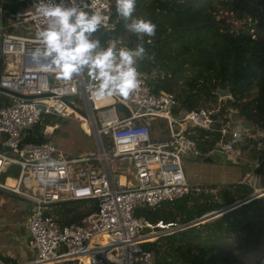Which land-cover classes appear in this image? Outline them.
I'll return each mask as SVG.
<instances>
[{"label": "built area", "instance_id": "obj_1", "mask_svg": "<svg viewBox=\"0 0 264 264\" xmlns=\"http://www.w3.org/2000/svg\"><path fill=\"white\" fill-rule=\"evenodd\" d=\"M46 2L68 5L71 0ZM36 3L18 0L6 26L0 5V134H4L0 142L9 147H0V187L34 206L27 218L32 258L14 264H152L153 253L144 243L187 227L196 219L185 224L152 220L137 215L136 209L217 191L213 186L188 184L183 169L182 153L201 154L197 135L202 139V130L214 138L212 148L202 153L204 157L222 154L230 159L229 154L233 161L251 162L246 177L238 180L252 186L251 194L242 199L246 202L264 196V184L250 180L255 171L264 174V126L246 118L237 107L226 106L224 100L231 96L213 90L214 99L186 108L175 90L154 91L138 69L141 87L127 100L95 98L88 91L86 75L63 81L57 79L54 69L44 71L32 60L31 51L41 46L35 33L45 25ZM76 3L86 11H100L106 18L102 27L112 26L120 17L113 16V0ZM30 25L33 32L28 30ZM13 26H25V30L7 31ZM114 42L117 48L122 47L119 41ZM70 114L84 131L81 118L88 124L85 133L93 134L96 153L67 155L51 138L25 140L27 131L38 123L50 137L58 125L56 117ZM152 118L166 121V134L160 124L152 127ZM42 159L56 161L55 167L44 170L50 178L46 184L38 181ZM11 164L18 165L16 174L8 169ZM76 200L84 201L91 210L78 221L64 222L69 212L61 205ZM238 200L201 218L220 215Z\"/></svg>", "mask_w": 264, "mask_h": 264}, {"label": "trees", "instance_id": "obj_2", "mask_svg": "<svg viewBox=\"0 0 264 264\" xmlns=\"http://www.w3.org/2000/svg\"><path fill=\"white\" fill-rule=\"evenodd\" d=\"M112 7L113 16H119L115 0ZM226 13L242 23L233 25ZM137 17L155 23V35L138 37L130 33L128 40L118 41L127 48L143 43L147 55L136 66L150 76L146 80L154 91L175 90L181 105L190 108L203 99H214L217 87L228 88L231 98L227 103L264 126V0H137L133 18ZM103 29L101 26L94 36L106 44L110 35ZM42 128L40 123L34 125L25 140H48ZM201 136L205 137V132ZM205 141L207 147L212 145V141ZM208 186L217 187L216 194L201 192L175 199L176 211L159 214L151 208L135 213L185 224L252 192L250 184L239 181ZM235 230L244 235L227 240L226 234ZM262 234L264 196L243 202L212 221L147 241L144 247L153 251L152 264H264Z\"/></svg>", "mask_w": 264, "mask_h": 264}, {"label": "clouds", "instance_id": "obj_3", "mask_svg": "<svg viewBox=\"0 0 264 264\" xmlns=\"http://www.w3.org/2000/svg\"><path fill=\"white\" fill-rule=\"evenodd\" d=\"M136 2L115 0L116 11L130 33L152 37L156 33V24L149 19L133 18ZM36 12L45 25L35 33L41 46L33 49L30 55L42 70L54 69L57 79L63 81L86 75L90 81L88 91L101 100L114 97L127 100L141 87L136 65L147 55L143 43L135 48H117L116 42L103 47L100 39L94 36L106 19L100 11H86L76 0H71L68 5L37 0ZM55 166L56 161L52 159L40 160L38 181L46 184L50 178L44 170Z\"/></svg>", "mask_w": 264, "mask_h": 264}, {"label": "rangeland", "instance_id": "obj_4", "mask_svg": "<svg viewBox=\"0 0 264 264\" xmlns=\"http://www.w3.org/2000/svg\"><path fill=\"white\" fill-rule=\"evenodd\" d=\"M217 13L219 14V12ZM226 15L229 16L228 19L233 22V25L237 26L242 23V20L233 19V17L230 16V14L228 13H226ZM24 30L25 28L23 26H20L18 32H24ZM28 30L33 32L31 25L29 26ZM129 37H130V32L127 29H125L119 35H110L109 38H106L105 42L106 43L114 42V41L118 42L120 38L123 40V42H125L126 40L129 39ZM146 77L149 78L150 76L146 74ZM227 101H228L227 99L224 100V104L226 106H233V104H228ZM65 119L67 120V122H64ZM55 121H57L58 125L54 129V133L49 138H51L55 142L57 147L60 148L65 154L76 155L78 153H83V152H93V153L97 152L98 150L97 144L95 143L93 134L86 133L87 135H85L83 132H85L86 130L84 131L82 129V127L80 126V121L75 116L70 114V116L67 117H56ZM150 123L152 127L155 124H160V126L163 128L164 134H166L167 127H166V121L164 119L152 118L150 119ZM79 127L83 130V132L79 129ZM57 128L58 130L56 131ZM202 132H205V137L201 136ZM199 134L202 139H199V136L197 135V144L201 154L182 153V157L184 159L183 169L188 184L205 186L213 183H227L232 181H238L241 178L246 177L247 175L246 172L250 168L249 164H251V162L246 161V159H241L240 161H233L232 159H227L222 154H211L212 159L205 160L202 153L205 150H209L212 148L214 143V138L209 132L204 130L200 131ZM0 136H4V134H0ZM205 138L208 141H212V145L210 147H207L208 145L207 141L203 142V139ZM204 145L205 147H207L206 149L201 148ZM258 177H261V183L262 182L264 183V174ZM216 198L220 199V196L218 195L216 196ZM174 201H161L158 204L154 205L153 207H146V206L138 207L136 209V212L138 211L140 213H144L146 209H151V208L154 209V211L158 212L159 214L162 213L164 214L165 212H167V210L176 211L177 203ZM190 201L191 200H189V202ZM61 206H64L69 212V214L64 217L63 219L64 222H68L69 218H71L72 216H74V218L71 221H78L79 218L84 213H86V211L91 210L90 206L86 205L84 201H79V200L68 202ZM21 211L25 214L31 215L32 212L34 211V206L32 203L24 204V206H22L21 208ZM218 216L219 215L211 217L206 221H212ZM22 230H24V228H22ZM238 235L243 236L244 232L238 230L231 231L226 234L225 238L227 240H233ZM263 236L264 234H262L261 237ZM27 237L31 242V236L28 235ZM232 251L233 253H235L236 249H232Z\"/></svg>", "mask_w": 264, "mask_h": 264}, {"label": "crops", "instance_id": "obj_5", "mask_svg": "<svg viewBox=\"0 0 264 264\" xmlns=\"http://www.w3.org/2000/svg\"><path fill=\"white\" fill-rule=\"evenodd\" d=\"M0 5H2L3 14L8 13L9 17L13 9H17L18 0H0ZM19 27H9L7 31L20 33L18 32ZM260 175H263V171H255L250 177L251 182L255 185L264 184L261 183V177H258ZM27 203L31 202L14 194L0 191V263H23L32 258L31 242L27 237L29 235L27 231L29 215L21 211L22 206Z\"/></svg>", "mask_w": 264, "mask_h": 264}, {"label": "water", "instance_id": "obj_6", "mask_svg": "<svg viewBox=\"0 0 264 264\" xmlns=\"http://www.w3.org/2000/svg\"><path fill=\"white\" fill-rule=\"evenodd\" d=\"M3 17H4V23L3 25L6 26L8 24V21H7V17H8V13H4L3 14ZM9 28V27H7ZM124 29H127L126 28V22L122 20L121 17H117L115 20H114V24L112 26H105L104 27V32L107 34V35H119L123 32ZM52 80V78H51ZM216 93H218L220 96H231V91L228 89V88H223V87H217L215 89ZM30 97H35V95L33 96H30ZM39 106H41L39 104ZM245 124L247 126H249V121L245 120L244 121ZM0 147H2L3 150H8L9 147L8 145H5V146H2L1 145V142H0ZM230 159H233L232 157H230V155L228 154L227 155ZM205 160H211L212 157L208 156V157H204ZM8 169L10 170V172L12 174H16L18 172V165L17 164H11ZM4 176V173H1V178ZM0 191L2 192H7V193H11L10 191H7L3 188L0 187ZM13 194V193H11ZM243 202H245V199H240L238 200L237 202H235L232 206L230 207H227L226 209L229 210V209H232L240 204H242ZM209 218H206V217H200L198 219H196L195 221L187 224V226H192V225H195V224H198V223H204L206 220H208ZM204 220V221H203Z\"/></svg>", "mask_w": 264, "mask_h": 264}, {"label": "bare ground", "instance_id": "obj_7", "mask_svg": "<svg viewBox=\"0 0 264 264\" xmlns=\"http://www.w3.org/2000/svg\"><path fill=\"white\" fill-rule=\"evenodd\" d=\"M82 119V126L84 125V129L86 130V131H88L89 130V127H88V124L84 121V119L83 118H81ZM8 181H11V179L9 178L8 179ZM221 211V210H220ZM220 213V212H219ZM219 213H212L211 215H209L208 217H206V218H211V217H214V216H217Z\"/></svg>", "mask_w": 264, "mask_h": 264}]
</instances>
